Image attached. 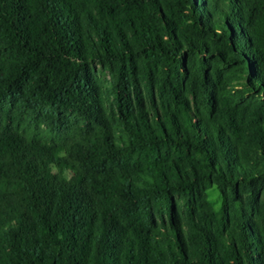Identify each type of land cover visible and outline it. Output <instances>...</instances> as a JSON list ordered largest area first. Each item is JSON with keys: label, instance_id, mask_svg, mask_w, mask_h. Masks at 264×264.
I'll return each instance as SVG.
<instances>
[{"label": "trees", "instance_id": "obj_1", "mask_svg": "<svg viewBox=\"0 0 264 264\" xmlns=\"http://www.w3.org/2000/svg\"><path fill=\"white\" fill-rule=\"evenodd\" d=\"M0 264H264V0H0Z\"/></svg>", "mask_w": 264, "mask_h": 264}, {"label": "rangeland", "instance_id": "obj_2", "mask_svg": "<svg viewBox=\"0 0 264 264\" xmlns=\"http://www.w3.org/2000/svg\"><path fill=\"white\" fill-rule=\"evenodd\" d=\"M97 70L100 78L102 79V81H104L105 88H109L110 87L109 74L106 71H103L101 67H98ZM52 136L55 135L54 134L46 135L47 138H51ZM67 175L69 176L70 172H68ZM207 195L209 202L211 203V205L214 207V209L218 214V218L220 219L223 217L228 218V223H230L228 229L232 233L235 227V223H236L235 221L244 216L243 210L245 207L243 203L240 202L234 205L229 204L227 207H225V205L223 204V195L216 186H213L211 189H209L207 191ZM180 213L182 214V210L180 211Z\"/></svg>", "mask_w": 264, "mask_h": 264}]
</instances>
